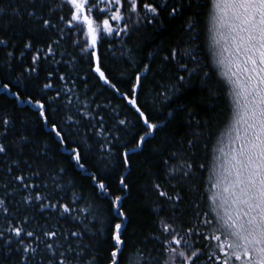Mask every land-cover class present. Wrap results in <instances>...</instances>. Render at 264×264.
<instances>
[{
    "label": "snow or ice",
    "instance_id": "1",
    "mask_svg": "<svg viewBox=\"0 0 264 264\" xmlns=\"http://www.w3.org/2000/svg\"><path fill=\"white\" fill-rule=\"evenodd\" d=\"M140 4L141 0H61L57 5L59 12L49 0H16L7 6L0 4V51L6 52L0 63V93L7 94L0 98L11 96L14 104L36 109L39 121L49 129L59 149L67 154L75 168L87 173L84 179L94 189V195L107 202L104 209L89 205L92 210L81 221L80 214L84 209L77 205L83 197L65 202V194L69 191L62 183L61 174L65 170L61 168L45 180L39 166L34 167V164L39 159H46L48 153L37 152L35 157L25 159L28 135L17 131L15 117L0 116V264H98V253L105 244L109 245L107 264H125L131 224L127 205L133 192L130 173L125 171L118 175V188L113 192L99 166L94 165L89 171L86 166L88 154L82 145L91 137L85 133L82 139L73 141L72 134L64 126L51 120L49 108L53 101L37 98L26 79L38 77L42 60L63 63L66 68L75 70L76 57L66 43L69 36L74 37L73 50L79 49L81 56L88 54L89 69L97 82L121 97L134 113L133 124L127 117L121 118L120 112L113 108L117 120L109 128L101 114V109L107 108L106 104H96L92 109L84 103L85 111L76 107L80 121L88 120V126L93 129L92 136L103 141L99 145L103 156L113 155L115 142L121 139L116 133L128 135L133 127L138 129L120 149V167L124 170L132 168L131 156L142 154L150 138L161 130L147 101H140V94L146 87V78L141 71L152 75L148 84L154 93L153 110L156 103L168 102L190 87L193 81H200L212 92L208 84L213 74L228 98V120L224 133L217 140L222 145L226 137L227 146L215 147L210 163L196 162L199 132L186 140L181 138L179 149H169L167 156L160 157L166 166L171 191L159 182L152 184L159 201L153 211L161 219L157 225L159 231L150 237L154 247L134 249L140 264H264V0H203V3L159 0V3L143 2L142 9ZM201 10L209 23L207 52L211 65L202 62L198 54ZM95 13L105 14L101 23L97 22ZM186 14L187 26L181 30L189 34L188 47L183 50L178 46L171 48L161 57L158 70L163 79L165 72L175 65L178 69L175 82L168 86L160 81L153 84L157 73H152L149 63H143L129 77L130 89L122 92L104 68L99 52L102 34L131 38L144 22L158 23L162 27V17L173 19ZM112 22L122 26L116 27ZM34 37L43 38L45 47H36ZM17 51L20 57L31 54V60L24 72L13 80ZM155 55L150 52L148 57L154 59ZM57 56L60 59H56ZM210 66L215 73L209 70ZM52 75L49 71L42 85L45 98L44 90L53 87ZM58 79L68 86L63 92L57 91L53 100L63 95L64 106L74 107L75 81L69 85L71 77L66 75H59ZM84 79L87 80V76ZM180 108L187 111L189 126L199 129L201 121L191 106L181 104ZM168 116H173V112H168ZM66 124L73 130L79 126L71 116ZM204 147L207 150L208 145ZM101 164L105 173L112 170L108 161L102 160ZM198 172L206 173L203 197L206 210L200 212V205L196 204L195 222L184 224L176 215L185 199L182 185L188 186L189 193H197ZM105 214L107 219L103 218ZM53 216L71 221L74 230L50 223ZM89 216L99 223V227L91 223ZM202 257L206 259L202 260ZM127 264H133V261L129 259Z\"/></svg>",
    "mask_w": 264,
    "mask_h": 264
},
{
    "label": "trees",
    "instance_id": "2",
    "mask_svg": "<svg viewBox=\"0 0 264 264\" xmlns=\"http://www.w3.org/2000/svg\"><path fill=\"white\" fill-rule=\"evenodd\" d=\"M143 2L159 3V0H141L140 7L142 9ZM198 3H203V0H197ZM9 3H16V0H0V4L7 6ZM57 12L60 9L57 7L61 0H49ZM64 14L67 19V7L64 8ZM164 23L161 27L160 24L149 25L146 22L142 23L139 30L131 36L127 37H103L100 42L99 52L103 61L104 68L108 70L111 79L118 83L122 92L130 89L129 77L132 72L139 67L140 64L149 63L152 66V73H157L155 81H160L164 86L175 82V75L178 71L175 65L165 72L164 78L158 72L160 68L161 57L167 54L171 48L180 47L181 50L188 47L189 34L182 31L186 28L188 15L169 19L166 16L162 17ZM55 22V21H54ZM208 19L201 10V15L198 17V35H199V48L198 54L202 62H207L211 65V57L207 52L210 40L208 33ZM11 34V33H9ZM25 35H28L25 33ZM74 37L67 38L68 50L73 52L76 57L75 70L66 68L63 63L55 64L52 60L40 62L39 75L35 78H27L29 82V89L34 93L37 98L46 99V101H53L49 108V115L51 120L56 121L64 126L66 130L72 134L73 141L82 139L87 133L91 139L88 143L82 145L84 152L88 154L87 167L92 171L93 166L101 168V174L107 176L106 182L110 184L113 192L117 191V177L125 171L130 173L129 180L133 184L132 196L128 200L129 214L131 217V224L128 228L127 248L125 250V264L131 259L133 264H140V258L137 257L134 249L138 246L144 250H150L154 247V241L150 239L154 233L159 231L157 225L161 219L153 209L158 205L159 201L156 194L152 189L154 182H159L166 189L171 191L168 187V179L166 166L161 162L160 157L167 156L169 149H179L181 145L179 141L181 138L188 139L193 133L199 132L197 138L198 147L196 148V162L210 163L215 147H222L217 143L218 138L224 133L225 124L229 116V103L228 98L224 94V89L218 78L213 74L209 80L208 86L213 89L209 92L205 89L200 81H193L190 87L185 91L177 94L166 103H156L155 109L151 108L152 98L154 93L151 91V85L148 84L152 80L151 73L145 74L141 71V75L146 78L145 90L140 94V101L144 103L147 101L150 110L153 111V119L155 122L161 124V130L154 138H150L147 147L142 154H135L131 156L132 168L124 170L120 167V149L134 135L138 130L132 128L128 135L124 132H118L116 135L120 136V140L115 142L112 156H103L99 150L100 143L103 141L98 136H92L93 129L90 128L89 121L80 118L76 115V107H80L81 111H85L82 107L84 103L90 105L92 109L96 104H106L107 108L101 109V114L105 117L104 123L107 127L111 128L117 120L113 108L120 112V117H127L130 121L135 123L134 113L122 101L121 97L115 96L112 91L105 86L99 84L93 73L90 72L88 63V54L85 53L81 56L79 49L73 50L71 42ZM36 47H45L43 38L34 37ZM15 42V41H14ZM64 44L61 45L63 50ZM8 50H11L9 48ZM150 52L156 53L154 59H149ZM6 56L5 51H0V63H3ZM16 67L12 79L24 72L28 63L31 60V54L26 53L25 57L19 56V51L15 53ZM56 59H60L59 56ZM215 73V69H210ZM53 72L51 82L53 87L44 90L47 97L41 92L43 83L48 78V72ZM59 75L70 76L69 85L72 80L75 81V95L73 100L74 107L68 108L64 106V96L58 100H53L57 91L63 92L65 85L58 77ZM87 76V80L84 77ZM39 86V87H37ZM5 93H0V97L6 96ZM79 97V100L76 99ZM199 101V103H197ZM190 105L194 110V115L200 119L201 126L197 129L194 125L189 126L188 116L186 110H181L180 105ZM173 112V116H168V112ZM0 116L15 117L16 129L18 132H23L29 137V143L25 147V159L35 157L37 152H47L46 159H39L34 164L39 166L42 177L47 180L50 175H55L59 169L63 168L65 171L61 174L62 183L69 191L65 194V202H70L72 198H80V203L77 207L84 209L80 214V220L83 221L84 216L88 211L92 210L89 205L94 204L96 209H104L107 207V202L99 199L94 195V189L90 186L88 181L84 179L87 173H81L78 168H75L72 162L67 159V154L63 153L58 146V143L49 134V129L45 127L37 117V110L28 105L14 104L13 98L7 96L6 99L0 98ZM71 116L79 122L78 128H73L66 124L68 117ZM93 124L95 121L92 122ZM79 133V135H77ZM207 144V150L204 145ZM227 146V139L224 138V147ZM186 148V145L184 146ZM159 150V151H157ZM207 151V155L205 152ZM219 155V153H216ZM109 162L111 171L103 170L101 161ZM30 162H32L30 160ZM151 169V173H149ZM200 178L199 191L195 194L189 193L188 186L182 185L185 192V199L180 204L176 213L181 218L184 224H191L195 222V214L197 212L196 204L200 205L199 211L206 210V202L203 199L205 196V183L206 173H199ZM52 190V185L49 184V191ZM73 193L75 197H73ZM171 214H169L170 216ZM107 219V214L103 217ZM37 219H42L37 216ZM91 223H95L99 227V223L89 216ZM50 223H59L62 228L73 229L71 221L65 222L63 219L53 216ZM74 230V229H73ZM203 241H201V244ZM109 245L105 244L101 247L98 256V264H107ZM155 255V252H153ZM146 259V257H145ZM206 257H202V260Z\"/></svg>",
    "mask_w": 264,
    "mask_h": 264
},
{
    "label": "rangeland",
    "instance_id": "3",
    "mask_svg": "<svg viewBox=\"0 0 264 264\" xmlns=\"http://www.w3.org/2000/svg\"><path fill=\"white\" fill-rule=\"evenodd\" d=\"M94 15H96L97 17V22L98 23H101L102 22V19L105 18V14L104 13H95ZM114 24V26L116 27H120L122 26L121 24H119V22H112ZM107 35L106 34H102V38L103 37H106ZM108 37V36H107ZM224 147V143H223V146Z\"/></svg>",
    "mask_w": 264,
    "mask_h": 264
}]
</instances>
